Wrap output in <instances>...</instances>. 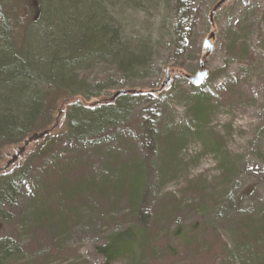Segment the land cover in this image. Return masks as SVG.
Returning a JSON list of instances; mask_svg holds the SVG:
<instances>
[{
	"label": "rangeland",
	"instance_id": "rangeland-1",
	"mask_svg": "<svg viewBox=\"0 0 264 264\" xmlns=\"http://www.w3.org/2000/svg\"><path fill=\"white\" fill-rule=\"evenodd\" d=\"M39 2L44 16L28 36L30 88L55 91L59 100L45 132L1 151L0 174L30 166L39 169L54 158L64 170L88 164L85 171L94 182L108 185L123 173L127 176L122 161L130 160L129 153L139 147L132 137L144 130L129 126L140 117L150 114L176 131L190 128L181 146L171 143L168 150L153 148L145 154L146 200L160 214L157 221L162 226L164 220L172 221L155 243L176 250L172 257L161 254L143 264H220L226 259L223 245L236 247L241 220L264 221V0ZM105 24L119 30L121 46L98 49L62 70L49 64L53 54L67 56L76 36L88 27L98 30ZM212 32L213 49L203 58V42ZM201 61L208 76L197 90L207 93L211 102L208 116L196 123L186 76L200 71ZM167 73L169 83L161 88ZM122 90L164 92L119 101L121 111L101 127L108 137L103 143L89 142V128L81 125L86 108ZM0 95V111L11 110L26 124L24 98L10 101L7 91ZM74 104L81 111L70 118L68 109ZM145 137L140 139L153 144ZM54 175L66 177L67 171L55 170ZM35 176L28 174L19 187L13 209L19 211L17 219L8 213L6 202H0V240L13 243V253L0 264H108L100 248L131 225L122 218L117 221L119 212L108 206L88 207L58 196ZM60 181L70 182L69 177ZM38 219L46 226L33 238L29 230L35 224L40 227ZM178 230L196 237L189 251ZM110 264L128 262L118 259ZM247 264H264V249Z\"/></svg>",
	"mask_w": 264,
	"mask_h": 264
},
{
	"label": "trees",
	"instance_id": "trees-1",
	"mask_svg": "<svg viewBox=\"0 0 264 264\" xmlns=\"http://www.w3.org/2000/svg\"><path fill=\"white\" fill-rule=\"evenodd\" d=\"M41 4L39 0H0V84L2 86V88L0 86V91H7L10 101L14 98H24L26 102L24 118L27 121L26 124L19 121V117L11 110L0 111V153L7 147L17 145L29 137L45 132L46 128L52 125L54 109L57 106V99L59 100L57 93L52 94L55 91H35V89L31 90L30 88L32 73L28 62L30 53L28 36L30 28L39 23V20L44 16ZM263 36L261 35L260 40L263 39ZM74 40L73 48L67 56L59 57L57 54H53L52 58H48L49 64L54 66V69L62 70L65 66L67 68L76 65L82 58L93 55L98 49L102 52L107 51L108 48L112 47V44L122 45L119 30L110 24H105L98 30L88 27L82 35L76 36ZM131 60L132 58L129 59L130 63L134 62ZM198 87L191 84L186 91V94L193 100L191 116L196 123L199 120L203 121L206 115L208 116L211 102L209 95L198 91ZM163 92L127 91L126 94L116 97L113 95L107 101L86 108L81 125L89 128L85 131L88 141L103 143V140L108 137L109 132L101 130V127L115 112L117 114L121 111V106L118 105L119 101L139 96L156 97ZM79 108L81 109V106L78 104L71 105L68 109V113L70 112L68 116L71 118V113L77 112ZM149 115L145 114L133 122L132 126H129H143L144 130L137 131L132 137V141L139 147L132 149L133 152L129 153L131 154L130 160L122 161V164L127 166V176L123 173L122 177L120 176L113 183L99 184L94 182L89 172L86 173L85 169L88 164L76 169L70 166L64 170L53 158L49 163H43L39 169L30 166L23 170L20 169L16 173L0 174V202H6L8 213L11 216L14 213L15 217L12 219H17L19 211L18 209L17 212L13 210L17 207L16 195L23 179L27 178L28 174L33 173L36 174L35 177L41 178L45 182V189L49 185L58 196L63 195L64 198L76 199L88 207L105 208L108 206L111 210L119 212L117 221L122 218L123 221L131 225L125 233L112 235L107 244L100 248V253L106 263L110 264L118 259H125L128 264H143L151 258L162 257L161 254L172 257L176 250L173 246L163 248L155 243V240L161 237L163 227H168L172 221L168 222L163 218L165 225L162 226L157 221V218L161 217L160 214L146 200V194L142 187L147 170L144 158L145 154H150L153 148L162 147L165 151L168 150L171 143L177 144L178 147L181 146L191 134V129L183 128L176 131L174 127L161 123L159 119ZM74 121L75 127L76 124L78 125L77 118ZM76 130V134H79L80 129L77 128ZM163 135L165 136L163 137ZM145 136L153 139V144H145L140 139L145 140ZM170 152L171 150H169ZM46 165L47 167H44ZM59 169H62V172L67 171L66 177L54 175L55 170ZM67 177H69V183L60 181ZM43 212H39L37 217L39 218ZM124 213L125 216L121 217ZM47 214L49 216V213ZM41 220L38 223L40 227L35 224L29 230L33 238H37L38 233H43L42 228H45L46 221ZM236 233L235 249L230 250L224 244L221 255L223 254L226 259L220 264L248 263L264 249V221L258 223L253 219L241 220L236 226ZM177 235L180 236L179 240L186 248L185 251H189L193 247L196 237H191L190 234L183 235L181 230L177 231ZM12 248L13 243L9 242L8 239L0 240V262L11 256Z\"/></svg>",
	"mask_w": 264,
	"mask_h": 264
},
{
	"label": "water",
	"instance_id": "water-1",
	"mask_svg": "<svg viewBox=\"0 0 264 264\" xmlns=\"http://www.w3.org/2000/svg\"><path fill=\"white\" fill-rule=\"evenodd\" d=\"M225 0H222L221 3H223ZM215 38V33L212 32L209 34V36L204 40L203 42V49L206 50V54L204 56V58H207L209 56V54L211 53L213 47L211 45V41H213ZM200 71H198L194 76H186V78L189 80V82L195 86H200L204 80L207 78L208 73L205 70V62L201 61L200 65H199ZM169 83V74H166V79L165 81L162 83L161 88H165L167 87ZM127 91H118L114 94V97L122 95V94H126Z\"/></svg>",
	"mask_w": 264,
	"mask_h": 264
}]
</instances>
